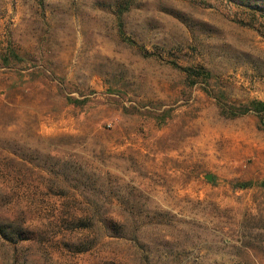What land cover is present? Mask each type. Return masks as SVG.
<instances>
[{
	"label": "rangeland",
	"instance_id": "1",
	"mask_svg": "<svg viewBox=\"0 0 264 264\" xmlns=\"http://www.w3.org/2000/svg\"><path fill=\"white\" fill-rule=\"evenodd\" d=\"M253 7L264 0H0V53L29 59L0 65V157L84 177L81 206L97 198L127 223L99 227L85 253L0 234V264H264V121L224 115L169 60L210 69L229 102L264 98V34L242 20ZM115 77L144 114L107 93ZM5 185L1 224L22 207Z\"/></svg>",
	"mask_w": 264,
	"mask_h": 264
},
{
	"label": "trees",
	"instance_id": "2",
	"mask_svg": "<svg viewBox=\"0 0 264 264\" xmlns=\"http://www.w3.org/2000/svg\"><path fill=\"white\" fill-rule=\"evenodd\" d=\"M246 24L257 28L264 34V11L251 8L248 19H242ZM119 31L123 38L130 43L138 45L144 53H152L143 43L126 34L123 20L120 17ZM0 53V65L10 68H22L27 59L11 44ZM170 62L184 71V82L193 87L202 83L206 92L217 98L221 112L226 116H237L251 110L260 114L264 121V98H253L242 103L227 101L225 91L215 88L219 80L215 74L205 66L185 64L177 59H169ZM34 66V65H33ZM45 69V68H44ZM42 69L43 71H45ZM51 73L57 80L58 92L67 100L84 104L89 95L83 97L75 95L72 87L64 78ZM128 86L124 79L115 77L110 80L108 92L117 95L122 108L132 113H145L139 103L126 104L125 95L128 94ZM150 109V108H149ZM264 125V123H262ZM36 174V175H35ZM84 177H78L72 172L65 170H53L50 168L23 169V164L13 158L0 157V180L5 182L8 193L18 198L21 210H15L8 215L9 222L0 223V234L10 243L16 245L24 241H38L45 247L68 249L70 252L85 253L94 245L99 227L109 235L122 236L125 232L126 222L114 215L101 211L102 204L96 199H90L88 207L81 206L84 199L89 198L86 188L79 181ZM246 186V185H242ZM18 209V210H16ZM22 211V213H21ZM101 214L96 221V214ZM78 234L84 235L76 241Z\"/></svg>",
	"mask_w": 264,
	"mask_h": 264
},
{
	"label": "water",
	"instance_id": "3",
	"mask_svg": "<svg viewBox=\"0 0 264 264\" xmlns=\"http://www.w3.org/2000/svg\"><path fill=\"white\" fill-rule=\"evenodd\" d=\"M208 177L212 178V175L211 174H208Z\"/></svg>",
	"mask_w": 264,
	"mask_h": 264
}]
</instances>
